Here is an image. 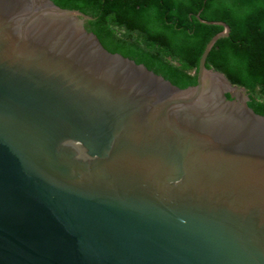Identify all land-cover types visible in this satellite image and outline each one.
Listing matches in <instances>:
<instances>
[{
	"label": "water",
	"instance_id": "95a60500",
	"mask_svg": "<svg viewBox=\"0 0 264 264\" xmlns=\"http://www.w3.org/2000/svg\"><path fill=\"white\" fill-rule=\"evenodd\" d=\"M194 17L221 30L175 87L86 13L0 0V264H264V114Z\"/></svg>",
	"mask_w": 264,
	"mask_h": 264
},
{
	"label": "trees",
	"instance_id": "16d2710c",
	"mask_svg": "<svg viewBox=\"0 0 264 264\" xmlns=\"http://www.w3.org/2000/svg\"><path fill=\"white\" fill-rule=\"evenodd\" d=\"M51 1L86 13V28L106 49L143 64L175 87L195 84L203 47L221 30L194 16L222 19L228 35L215 41L204 65L243 88L253 99L247 105L264 114V0Z\"/></svg>",
	"mask_w": 264,
	"mask_h": 264
}]
</instances>
